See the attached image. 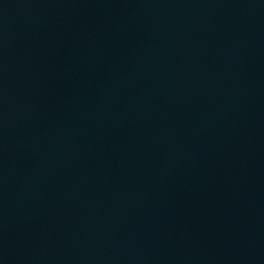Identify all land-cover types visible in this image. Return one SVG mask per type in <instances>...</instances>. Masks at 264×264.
<instances>
[{
    "label": "water",
    "instance_id": "water-1",
    "mask_svg": "<svg viewBox=\"0 0 264 264\" xmlns=\"http://www.w3.org/2000/svg\"><path fill=\"white\" fill-rule=\"evenodd\" d=\"M0 264H264V0H0Z\"/></svg>",
    "mask_w": 264,
    "mask_h": 264
}]
</instances>
